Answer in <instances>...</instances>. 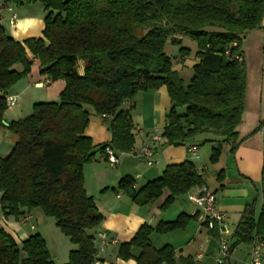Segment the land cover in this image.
I'll list each match as a JSON object with an SVG mask.
<instances>
[{"label":"trees","instance_id":"obj_1","mask_svg":"<svg viewBox=\"0 0 264 264\" xmlns=\"http://www.w3.org/2000/svg\"><path fill=\"white\" fill-rule=\"evenodd\" d=\"M17 7L39 4L44 11L40 38L21 42L0 26V129L8 107V91L30 73L36 59L49 83L62 81L57 101L34 103L31 114L8 124L16 137L0 158V212L19 220L34 209L55 221L74 248L65 264H95V233L103 222L94 199L84 189L83 169L94 159L95 147L84 132L89 112L107 118L116 155L134 153L136 134L129 109L123 106L138 93L165 87L170 100L161 137L167 146L214 143L209 163L218 162L224 145L234 154L239 145L264 127V119L239 139L247 73L241 46L245 36L264 25V0H0ZM189 38L197 45L198 62L184 83L164 50ZM228 53V55H226ZM241 56L237 61L235 56ZM83 74L77 73V62ZM16 65L20 70H15ZM264 90V89H263ZM264 105V102H263ZM181 109L183 110L182 113ZM197 145H190L195 146ZM189 146V147H190ZM197 149V148H196ZM220 182L222 171L216 174ZM262 204L253 199L243 210L230 238V251L264 240V151L260 177ZM205 185L204 171L185 161L167 166L161 176L136 187L130 176L116 190L137 206L166 197L167 210L179 196ZM197 215L180 214L170 222L142 225L133 238L117 246L116 257L136 264H174L170 246L154 249L149 237L184 230ZM217 236L216 230L208 231ZM138 251L137 255L133 251ZM0 264H51L39 234L17 244L0 229ZM264 264V262H263Z\"/></svg>","mask_w":264,"mask_h":264},{"label":"crops","instance_id":"obj_2","mask_svg":"<svg viewBox=\"0 0 264 264\" xmlns=\"http://www.w3.org/2000/svg\"><path fill=\"white\" fill-rule=\"evenodd\" d=\"M13 15H15L14 19H12ZM43 16L44 11L39 4L17 7L12 1H8L2 12L0 26L9 37L19 42L29 38H40L44 27ZM255 30L249 32L245 38L249 37ZM259 30L264 32V25ZM181 39L183 42L186 38ZM28 58L32 62L30 73L26 78L15 84L7 94L14 97L16 101L15 105L10 107L11 109H7L8 113L6 111L4 114L3 121L8 124L23 119L22 117L26 113H22V105L26 97H29L30 100L36 97L32 92L50 88L51 93L49 95L53 97L52 99H55L64 88L62 81L45 84L47 79L41 75L38 61L30 55H28ZM174 61L183 64L180 56L175 57ZM182 66L178 69L180 70ZM77 73L80 76L83 74V63L81 61L77 62ZM262 83V81H255L250 92L246 85L242 121L237 128L239 139L250 134L257 124L264 119V83ZM38 84L45 85L39 88L35 86ZM31 102H33V105L34 100H31ZM15 106L16 109L13 108ZM123 107L129 109L134 133L136 130L142 132L141 136H136L134 151L144 146H151L153 164L149 166L145 161L136 157H123L119 160L118 165L110 166L106 162L104 154L97 150L98 147L108 144L111 140L107 118L93 117L89 119L84 134L91 140L96 149L93 161L83 169V183L86 194L94 199L98 211L103 216V222L93 233L105 232L108 238L114 241L104 247L103 250H97L95 264H136L134 260L122 261L116 257L118 244L129 242L139 227L144 224L155 226L159 222H170L180 214L189 216L196 214L197 218L190 221L184 230L165 235H150L149 242L151 246L156 250L164 246H170L175 253L174 264H217L219 238L209 234L203 224L202 211L189 200V197L196 195L201 190L213 193L215 207L225 215L232 233L247 204L257 198V209H259L262 204L260 177L263 165L264 127L242 142L234 154H230L226 149L228 146L225 147L224 145L223 152L229 154L227 163L222 166V152L218 162L210 164L211 169H209L199 161L201 156L209 160L214 143L206 142L202 148L197 143L191 142L180 146L165 145L161 134L166 126V114L170 108V100L165 87L138 93L131 102ZM153 137H156L157 140L153 141ZM6 138L9 143L3 146V139ZM207 138L209 136L205 135L198 138V140ZM0 140H2L0 141V151L3 150L0 157H3L10 152L13 145L5 126L0 129ZM192 144L197 145V157L192 156L187 151V148ZM185 161L191 162L199 173L204 171L205 185L202 188H192L185 195L177 197L167 210L160 209L167 195L166 193L158 200L141 207L131 203L116 190L118 182L125 176L132 177L135 180V186L140 187L159 178L167 166ZM217 169L219 170L217 171ZM220 171H222L223 177H220L221 181L219 182L216 174ZM25 217L30 218V220L27 223H21L22 218L19 220H14L11 217L5 218L0 212V229L11 235L17 244H20L30 235L38 234L35 233L39 227L36 219L41 224L45 223L39 209L31 211ZM249 253L250 246L239 245L230 251L227 264H247ZM133 254L137 255L138 251L134 250Z\"/></svg>","mask_w":264,"mask_h":264},{"label":"rangeland","instance_id":"obj_3","mask_svg":"<svg viewBox=\"0 0 264 264\" xmlns=\"http://www.w3.org/2000/svg\"><path fill=\"white\" fill-rule=\"evenodd\" d=\"M252 36L254 38H251ZM181 46L190 51L189 55L184 56L182 58L183 66L174 61V58L179 56L180 46H174L171 43H167L165 46L164 52L169 58H171L173 68L178 72L180 78L183 79L184 83H188V81L193 76L192 67L198 62L195 56L198 49H197L196 43L190 40L189 38H186L183 42H181ZM241 52H242V56L244 57V65H245L246 73H247V87H248V91L250 92L252 89V85L254 84L255 81H258V82L262 81L264 83V32H262L258 28L249 37L245 38L241 46ZM181 66L182 68L179 70L178 68H180ZM14 69L20 70V66L16 65ZM46 89L36 90V92H32L35 94L36 97L34 99L32 98L31 100H34V103L57 101L58 97L55 99H52L53 97L49 95L51 93V89L50 88H48L47 90ZM31 100L29 97L25 98L21 111L24 114L26 113V115L22 118H26L27 116L31 114V107L33 103L31 102ZM13 108L16 109V106ZM87 111L89 112V119L93 117H100L96 115L91 108H87ZM182 112L183 110L181 109V112L179 113H182ZM263 112H264V105H263ZM1 133H4V132H1ZM8 135L11 138L10 142L14 144L16 137L10 132H8ZM198 141L200 142L199 147L202 148L204 143H202L200 139ZM8 143L9 141L7 138L3 139V146L7 145ZM206 147H210V146H206ZM226 149H228V147H226ZM2 152L3 150L0 151V154ZM222 156L223 157H222L221 163H222V166H224V164L227 163L229 159V154L224 151ZM3 157H0V158H3ZM199 162H201L202 164L204 163L209 169H211L210 163L205 157L201 156V159ZM218 170L219 169H217V171ZM0 197H1V194H0ZM39 211L41 210L39 209ZM43 217L45 219L44 224L43 223L41 224L36 219V223L37 225H39V227L35 233H38L44 240L51 263L65 264L68 262L69 252L73 249V245L70 243L69 239L65 237L56 227L54 219L45 217L44 215Z\"/></svg>","mask_w":264,"mask_h":264},{"label":"built area","instance_id":"obj_4","mask_svg":"<svg viewBox=\"0 0 264 264\" xmlns=\"http://www.w3.org/2000/svg\"><path fill=\"white\" fill-rule=\"evenodd\" d=\"M6 2L0 1V21L2 19V12L5 9ZM15 18V15L12 16V19ZM228 55V53H226ZM237 61H241V56H235ZM49 83L47 82L45 84ZM45 84L35 85L36 87L42 88ZM6 105L8 108L15 105V98L12 96H8L5 99ZM136 136L142 135L140 130L135 131ZM153 141H156L157 138L153 137ZM196 147L190 146L187 148L188 153L192 156H196ZM104 156L106 162L110 166H116L119 163V160L123 157H136L140 158L147 165H152V150L151 146H144L137 151H134L132 154H119L116 155L112 149L106 147L104 149ZM189 200L202 211V220L203 224L207 228L208 231L216 230L217 236L219 238V256L216 260L217 264H227L229 256H230V238L232 235V231L229 228L226 217L224 214L220 213L215 207V196L213 193L207 192L205 190L199 191L196 195L190 196ZM30 220L28 217H24L21 219V223H27ZM114 241L109 239L105 232H97L95 234V244L97 245V250H103L104 247L113 243ZM264 262V240H255L254 243L250 246L249 253V261L247 264H263Z\"/></svg>","mask_w":264,"mask_h":264},{"label":"water","instance_id":"obj_5","mask_svg":"<svg viewBox=\"0 0 264 264\" xmlns=\"http://www.w3.org/2000/svg\"><path fill=\"white\" fill-rule=\"evenodd\" d=\"M2 125L8 127V124L5 121H2Z\"/></svg>","mask_w":264,"mask_h":264}]
</instances>
